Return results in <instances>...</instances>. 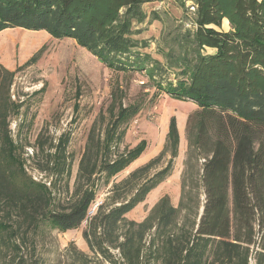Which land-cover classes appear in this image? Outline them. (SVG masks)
Segmentation results:
<instances>
[{"label":"trees","instance_id":"1","mask_svg":"<svg viewBox=\"0 0 264 264\" xmlns=\"http://www.w3.org/2000/svg\"><path fill=\"white\" fill-rule=\"evenodd\" d=\"M163 1L0 0V32L72 39L106 67L158 76L161 92L197 106L186 122L178 205L164 196L135 222L126 216L172 172L180 143L176 120L170 119L160 155L116 183L145 146L120 150L126 111L112 114L101 132L94 124L72 189L67 140L47 143L40 134L29 157L44 176L36 181L9 135L14 73L0 64V264H38L26 242L42 227L69 232L84 222L88 252L71 245L59 264H264V0H181L194 7L190 27L170 39L161 64L141 52L147 45L135 39V25L148 18L144 5ZM224 22L228 32L221 30ZM207 49L213 54L205 55ZM168 68L175 82L163 84ZM166 154V166L150 174ZM111 183L89 216L99 189Z\"/></svg>","mask_w":264,"mask_h":264},{"label":"rangeland","instance_id":"2","mask_svg":"<svg viewBox=\"0 0 264 264\" xmlns=\"http://www.w3.org/2000/svg\"><path fill=\"white\" fill-rule=\"evenodd\" d=\"M191 7L190 2H185L183 6L181 0L144 5L143 10L148 18L135 25L139 32L135 39L147 45L141 52L165 64L160 52H169L167 44L170 39L182 28L190 27ZM151 12H156L159 19L151 20ZM229 29L224 22L221 30L228 32ZM26 39L36 41L37 45L32 48L25 46ZM213 52L207 49L203 53L210 55ZM0 64L14 73L10 89L14 108L9 118V135L17 143L27 174L34 180L44 179L42 174L33 169L37 164L30 159L40 134H43L47 143L52 140L55 144L60 136L67 140L66 150L72 157L69 181L72 189L80 158L94 124L101 132L112 114L117 116L126 111L125 116L129 118L120 150L132 149L140 143L145 146L141 157L112 180V183H116L160 155L170 119L174 118L180 143L172 172L126 218L141 222L164 196L169 198L173 206L178 205L187 159L186 122L188 116L197 110L195 104L173 99L161 92L156 84L158 76L150 79L144 72L122 73L112 70L74 40L55 39L43 31L15 29L1 36ZM174 77L173 69L168 68L161 80L163 84L175 82ZM168 160L169 155L166 154L150 174L164 168ZM201 162L195 165V174H198ZM112 183L99 189L89 216L108 195ZM85 225L86 222L78 230L69 232L42 227L35 241L26 242V245L28 248L34 247V259L38 264H59L71 245L84 253L88 252L82 238Z\"/></svg>","mask_w":264,"mask_h":264},{"label":"bare ground","instance_id":"3","mask_svg":"<svg viewBox=\"0 0 264 264\" xmlns=\"http://www.w3.org/2000/svg\"><path fill=\"white\" fill-rule=\"evenodd\" d=\"M24 45L25 46L28 45L30 48H32V47H35L37 44H36V41H31L29 39H26Z\"/></svg>","mask_w":264,"mask_h":264},{"label":"crops","instance_id":"4","mask_svg":"<svg viewBox=\"0 0 264 264\" xmlns=\"http://www.w3.org/2000/svg\"><path fill=\"white\" fill-rule=\"evenodd\" d=\"M12 30H15V29H7V30H4V31L0 32V37L3 36V35L8 34L9 31H12Z\"/></svg>","mask_w":264,"mask_h":264},{"label":"built area","instance_id":"5","mask_svg":"<svg viewBox=\"0 0 264 264\" xmlns=\"http://www.w3.org/2000/svg\"><path fill=\"white\" fill-rule=\"evenodd\" d=\"M191 11H193V12H194V7H193V6L191 7Z\"/></svg>","mask_w":264,"mask_h":264},{"label":"water","instance_id":"6","mask_svg":"<svg viewBox=\"0 0 264 264\" xmlns=\"http://www.w3.org/2000/svg\"><path fill=\"white\" fill-rule=\"evenodd\" d=\"M101 62V61H100Z\"/></svg>","mask_w":264,"mask_h":264}]
</instances>
